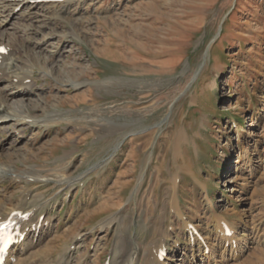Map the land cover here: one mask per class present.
<instances>
[{
  "label": "rangeland",
  "instance_id": "rangeland-1",
  "mask_svg": "<svg viewBox=\"0 0 264 264\" xmlns=\"http://www.w3.org/2000/svg\"><path fill=\"white\" fill-rule=\"evenodd\" d=\"M57 2L29 0L1 26L12 37L55 10L38 28L55 60L17 52L40 105L29 103L24 126L9 117L0 129V166L19 168L0 182V202L25 197L53 219L33 257L70 247L72 264H112L139 246L143 259L163 228L183 264L194 222L213 249L199 264H264V0ZM20 106L8 99L0 116Z\"/></svg>",
  "mask_w": 264,
  "mask_h": 264
},
{
  "label": "bare ground",
  "instance_id": "bare-ground-1",
  "mask_svg": "<svg viewBox=\"0 0 264 264\" xmlns=\"http://www.w3.org/2000/svg\"><path fill=\"white\" fill-rule=\"evenodd\" d=\"M29 0H1L0 5V46H5L8 49V52L6 54L0 52V71L2 72L3 76L7 79L8 82L3 88H0V109L5 104V101L8 99H19L20 101H23L29 105V103H32L31 105L34 107L39 106L37 103L39 102L36 99H32L30 90H28L29 83L26 84V87H24L25 82L27 80H34V72L29 69H18V63L19 59L21 58L20 55L17 54V52L20 49H28L31 48H38L42 55L44 53V57L54 59L53 53L45 49L44 44L47 42L46 35H42L39 37V27L42 25H46L47 23L51 22L54 17L50 16L51 13L55 10L46 13L44 15V19L39 20L40 22L38 25L35 24H29L22 27H17V29L14 31L13 36H4L5 34L1 31V26L5 25V22L11 18L13 15V12L20 6H28L27 2ZM75 1H81V0H60L57 3H54L52 6L54 7H64L70 2ZM21 7V8H22ZM45 9V8H42ZM48 11V7L45 9ZM2 14H4L2 16ZM50 14V15H49ZM208 53H206L207 55ZM53 57V58H52ZM46 58V59H47ZM206 61L204 60V63ZM203 63V64H204ZM44 67H48L46 64ZM32 68V67H31ZM65 79L63 81L76 83L77 80H72L69 77H64ZM78 83H76L77 85ZM31 97V98H30ZM25 105V104H24ZM33 107H23L20 106L18 109H15L13 114L6 116H0V129L7 124L10 117V121H14L12 124H14L17 128L18 125L24 126L27 123V119L32 117V109ZM39 116V115H38ZM5 128V127H4ZM5 147V144L0 145V149H3ZM15 167V164L13 165ZM9 164H4V166H0V182L3 181V179L6 177V174L10 172L11 174H16L18 172V169L13 170L11 167H13ZM17 168V167H15ZM31 169H33L31 167ZM30 171H33L31 170ZM8 170V171H6ZM8 175V174H7ZM22 175V174H21ZM13 176V175H12ZM11 176V177H12ZM36 177V176H35ZM33 178V177H32ZM24 180V179H23ZM74 182V181H73ZM71 184V183H70ZM1 195V194H0ZM5 196V195H4ZM3 198V197H2ZM7 199L6 197L4 198ZM19 200V202L16 205L10 206L9 208H6L1 202H0V224L7 220L9 215L14 211H22L23 214L27 213L26 219L23 220V222L20 224V226L17 228L18 236L17 238H20L16 244L9 250V253L7 255V259L4 264H72V256L73 252H71V248L66 250L65 254L60 256L56 260H43L40 257H33L35 254H37L36 247L42 242L43 238L47 236L46 234H49L51 232V220L50 216L45 217L43 220H41V214L38 213L36 208L41 209L39 203H34L31 205L32 209H27L28 201ZM33 199V198H32ZM18 200V199H17ZM32 203V200H31ZM14 204V203H13ZM171 206V205H170ZM30 207V208H31ZM43 207V205H42ZM44 208V207H43ZM162 214V225L167 223L168 219L170 218V210L167 208L163 209ZM179 215H182L180 211H178ZM118 217H111L112 221L116 220ZM107 224V223H106ZM46 226L48 227L46 229ZM231 230V228H230ZM225 231V229H224ZM39 232V234H37ZM221 234L220 238L221 240H224L225 242L228 240V238L220 231ZM158 239H155L154 243H151V245L148 247L147 252H145L144 258H141L140 255V248L139 246H136L131 252L128 257H126L127 251L121 250L120 255L118 259H116L112 264H154L157 262V264H172L171 260L174 259L173 255H170L171 252H169V249H167V254L165 258L162 260L160 257V253L162 250L167 248L168 245V239L171 235L167 229H161L159 232ZM23 237V238H22ZM22 238V239H21ZM234 236L229 238V243H232L234 246ZM233 240V241H232ZM198 245V247H196ZM191 257L186 256V260L183 262V264H199V262H203L209 259V256H207V253L205 250L207 248L210 249L209 253L213 250L210 246L205 247L202 244V241L200 242H194V244L191 245ZM207 246V245H206ZM236 246V245H235ZM169 248V247H168ZM36 249V250H35ZM40 254V253H39ZM53 255V254H52ZM176 256V255H175ZM201 264V263H200Z\"/></svg>",
  "mask_w": 264,
  "mask_h": 264
},
{
  "label": "snow or ice",
  "instance_id": "snow-or-ice-1",
  "mask_svg": "<svg viewBox=\"0 0 264 264\" xmlns=\"http://www.w3.org/2000/svg\"><path fill=\"white\" fill-rule=\"evenodd\" d=\"M5 228L7 227V225L4 226Z\"/></svg>",
  "mask_w": 264,
  "mask_h": 264
}]
</instances>
